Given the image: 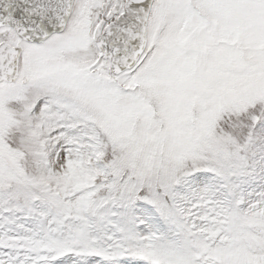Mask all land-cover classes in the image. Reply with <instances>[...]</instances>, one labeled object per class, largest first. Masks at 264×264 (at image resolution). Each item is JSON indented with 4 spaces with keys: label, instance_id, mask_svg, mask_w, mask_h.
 <instances>
[{
    "label": "snow or ice",
    "instance_id": "obj_1",
    "mask_svg": "<svg viewBox=\"0 0 264 264\" xmlns=\"http://www.w3.org/2000/svg\"><path fill=\"white\" fill-rule=\"evenodd\" d=\"M0 264H264V0H0Z\"/></svg>",
    "mask_w": 264,
    "mask_h": 264
}]
</instances>
